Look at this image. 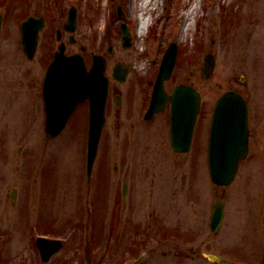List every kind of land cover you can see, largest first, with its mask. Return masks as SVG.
Returning <instances> with one entry per match:
<instances>
[{"label":"rangeland","instance_id":"obj_1","mask_svg":"<svg viewBox=\"0 0 264 264\" xmlns=\"http://www.w3.org/2000/svg\"><path fill=\"white\" fill-rule=\"evenodd\" d=\"M69 1L0 0L4 14L0 27V264H223L204 254L261 264L264 0ZM71 4L78 7V24L76 42L66 50L84 48L87 63L92 51L107 55L108 72L124 54L112 30L121 9L118 18L130 23L134 37L125 52L132 72L122 87L135 90L138 101L145 97L143 87H150L148 80L154 79L173 41L178 44L177 62L165 85L171 90L176 83L192 82L202 94L205 122L225 90L243 92L250 102L251 144L230 185L217 187L210 181L205 149L175 154L164 144L165 131L159 140L149 135L146 141L143 136L129 141V116L124 108L118 117L124 125L117 127L112 116L105 126L95 163L101 166V175L98 169L93 171L90 182L86 179L85 105L79 106L57 137L44 134L43 120L29 109L23 73L30 62L19 56L16 20L24 12L44 16L39 55L57 48L54 29ZM142 13L149 19L139 34ZM110 45L114 48L106 53ZM208 52L215 56V68L209 78L200 80ZM4 88L9 89L8 97L17 100L9 103L10 113L5 110ZM124 180L127 201L121 205ZM217 198L223 200L224 217L219 230L212 232L210 214ZM38 222L40 231L64 238L61 249L46 262L39 259L34 246L31 226ZM51 223L58 226L53 228Z\"/></svg>","mask_w":264,"mask_h":264},{"label":"water","instance_id":"obj_2","mask_svg":"<svg viewBox=\"0 0 264 264\" xmlns=\"http://www.w3.org/2000/svg\"><path fill=\"white\" fill-rule=\"evenodd\" d=\"M31 21V19H28L25 23L29 24ZM39 24L41 27L43 23L39 22ZM36 38L37 29L34 30L32 42H34L33 39L36 40ZM170 55L171 58H169V62L166 66L164 65V67H162L158 75L151 104L156 106L157 110L158 105L164 102L166 98H169L174 105L177 104L183 106V109L181 110H173L175 111L173 114L175 119L172 127V139L175 146H177L176 144L180 140V145H186L189 140V135L183 133L182 131H175L176 118L180 121L184 120L187 116L193 118L199 96L192 88L185 85L177 86L172 95L164 94L162 82L164 78L170 76L171 68L174 63L175 51L172 50ZM77 59L80 67L78 77V95L76 100L79 101L88 98L90 102L87 148V167L89 172L95 159L100 132L104 121L103 107L106 97L107 81L104 77L103 68L94 65L93 68L87 72L82 58L79 56ZM213 66V56L207 55L203 75L208 76L211 73ZM76 80L77 76L74 78V82H76ZM246 114V102L243 100L241 95L236 92H225L216 103L209 132L208 149L209 172L212 180L216 183H229L237 170L240 159L244 157L247 152L248 129ZM64 123L65 118L56 124L52 122V124L47 127V131L50 134H55L63 127ZM221 211V207L217 203L214 207L211 220V227L214 230H216L220 224L222 216ZM57 246L58 245H56L55 248H57ZM50 248L52 249L54 246H51ZM215 259L220 260L218 258ZM262 264H264V255Z\"/></svg>","mask_w":264,"mask_h":264},{"label":"flooded vegetation","instance_id":"obj_3","mask_svg":"<svg viewBox=\"0 0 264 264\" xmlns=\"http://www.w3.org/2000/svg\"><path fill=\"white\" fill-rule=\"evenodd\" d=\"M70 37H68V41H70ZM112 47L113 46H111L110 53L113 50ZM119 50L123 51L122 49ZM50 53L51 52L45 51L43 53H40L39 55L35 54L31 59H29L26 53L23 51V49L22 50L19 49V56L20 55H22V57L25 56L26 57L25 59L29 60L30 62V65L27 66V69L23 73L24 79H26V83L24 86H28L24 88H26L29 97L28 98L30 104L29 109L30 108L34 109V111H31L30 113L32 115H36L40 117L41 119H45L47 116L45 91H44V77L46 74V67L50 59ZM6 55L9 58V54L6 53ZM124 59H126L125 54L119 56V58L116 59V63ZM106 62H107V72H108L109 59L107 56H106ZM113 67L114 66L112 65L111 66L112 69H110L109 75H112ZM113 77H114V73H113ZM4 82L5 80L2 81L1 83ZM24 88H22L23 92H24ZM4 90L6 92L7 91L9 92L8 88H4ZM143 90L145 92V96L149 94V92L151 93V89L149 86L143 87ZM8 92L6 96H4V98L7 99V102H5L6 103L5 110L7 113H10L8 111L9 103L11 101L17 102V100L14 99L15 97L13 99H11V96L8 97L9 95ZM129 93L130 95H128ZM136 93L137 92L135 90L129 91L123 89L121 83L117 82L114 79L111 80V83L109 84L107 101L105 105V114H106L105 126L112 116L117 118L116 120L117 127H121V125H124V123H122L121 120L118 118L120 116L119 111H121V109L124 108L127 116H129V131L127 134L129 139H133L136 136L141 138V136H143V141H146V138L149 135L159 136L161 135L162 131H165L167 133L168 125L170 126V110H169L170 105L167 104L162 112L155 113L150 117H145V113L147 111V108L149 107V100L146 96L143 97L142 100L138 101L135 98ZM77 107L78 105L73 110L71 116L74 115L75 111L77 110ZM203 108H204V104H203V100H201L199 113L197 115V119L193 130L191 150L195 147L201 149L205 146L207 122L204 121V117L202 114ZM36 109H38L39 111H36ZM135 126H138L137 128H139L138 134L136 133L137 128H135Z\"/></svg>","mask_w":264,"mask_h":264},{"label":"bare ground","instance_id":"obj_4","mask_svg":"<svg viewBox=\"0 0 264 264\" xmlns=\"http://www.w3.org/2000/svg\"><path fill=\"white\" fill-rule=\"evenodd\" d=\"M194 9V6H193V8H192V10ZM148 17H146V18H144V21L143 22H141V23H138V26H137V31L140 33V34H142V32H143V30H144V28H145V26H146V24H147V22H148ZM184 30H187L188 29V26H187V24H185L184 25V28H183Z\"/></svg>","mask_w":264,"mask_h":264}]
</instances>
